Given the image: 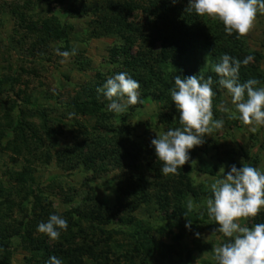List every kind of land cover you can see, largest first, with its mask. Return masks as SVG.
<instances>
[{
    "label": "rangeland",
    "instance_id": "1",
    "mask_svg": "<svg viewBox=\"0 0 264 264\" xmlns=\"http://www.w3.org/2000/svg\"><path fill=\"white\" fill-rule=\"evenodd\" d=\"M127 5L135 7L132 12ZM180 5L188 8L189 0H0V120L11 127L21 122L31 132L38 128L44 142L24 131L16 143L20 156L0 152V222L19 234L0 238L10 254L5 259L0 252V264H23L31 243L65 241L68 228L55 241L37 231L52 214L75 224L68 236L81 232L99 241L88 264L104 259L107 264H217L212 250L227 238L214 232L218 226L207 212L210 185L221 177V168L226 175L232 165L264 172V126L250 131L227 90L213 83L214 119H222L223 127L190 150L178 174L161 173L151 140L179 127V112L170 90L150 79L144 67L148 71L163 47L162 37L182 34L180 24L169 23L171 14L158 18L166 7ZM57 29L62 35L54 39ZM242 41L245 50L260 56L259 63L250 64L264 73V14L258 13ZM57 48H76L77 54L61 63ZM120 72L140 83L142 102L117 114L108 111L110 101L97 88ZM89 101L102 110L73 105ZM222 102L229 112L220 109ZM189 201L202 225L186 227L177 215V207ZM263 216L264 208L241 224L252 227ZM141 233L157 245L151 255L132 252ZM110 245L114 249L108 250Z\"/></svg>",
    "mask_w": 264,
    "mask_h": 264
},
{
    "label": "clouds",
    "instance_id": "2",
    "mask_svg": "<svg viewBox=\"0 0 264 264\" xmlns=\"http://www.w3.org/2000/svg\"><path fill=\"white\" fill-rule=\"evenodd\" d=\"M194 10L198 16L208 17L223 23L224 31L237 39L249 35L255 27L257 15L264 14V0H189L187 11ZM56 54L63 57L65 63L77 54L76 48L71 52L56 49ZM254 60L248 55L243 61L224 54L213 71L219 77L218 84L226 89L231 97V104L238 113L240 121L251 126L255 133L259 126H264V87H257L259 81L248 79L241 83L239 74L241 66H247ZM213 79L192 75L182 78L176 75L170 96L179 112V127L169 128L162 135L151 140V146L163 167L164 176L178 174L190 160L189 152L205 141V136L223 127L222 119H214ZM140 83L127 72H120L109 77L98 93L110 101L108 111L124 113L129 106L141 103ZM220 109H230L222 102ZM74 113H70V116ZM235 118V117H233ZM221 177L210 185L211 196L207 199V212L218 226L214 232L227 238L226 242L213 248L217 264H264V223L252 227L242 226L241 221L255 218L264 208V172L250 164L237 168L230 167L227 174L220 170ZM193 204L188 202L191 211ZM191 221L186 225L190 228ZM68 223L62 216L52 214L47 222H41L37 231L46 234L51 240H58L61 231L67 230ZM199 237V233L196 234ZM46 264H62L55 256Z\"/></svg>",
    "mask_w": 264,
    "mask_h": 264
},
{
    "label": "trees",
    "instance_id": "3",
    "mask_svg": "<svg viewBox=\"0 0 264 264\" xmlns=\"http://www.w3.org/2000/svg\"><path fill=\"white\" fill-rule=\"evenodd\" d=\"M120 7L117 6L112 8L118 9ZM125 8H128V10L132 12L135 7L130 8V5H127L125 6ZM187 9L188 8L184 7L183 5L166 7L165 12L158 17L161 20V18L166 14H171L169 23H176L177 25L180 24V29L183 30L180 36L174 35L171 31L170 39H166V36L165 38L162 37V39H165V41L162 42L161 45L163 47H161L158 55L149 66L148 71L147 68L144 67L147 76L155 82H158V84L162 88H164L165 90H171L172 87L175 86L174 78L176 75L181 76L182 78H187L192 75L203 76L205 80L208 77H211L213 79V82L215 84H218L219 77L217 78L215 76L213 66L219 62L220 58L224 54H228L229 56L240 61H243L246 56L252 55L254 56V63H259L260 56L257 53H251L248 50H245L243 48L242 38L237 39L236 33H233V35L231 36L227 35L224 31L222 22L210 19L208 17L198 16L194 10L187 11ZM43 28L48 30L49 26L45 25ZM57 30L58 31H53L54 33H52L54 35V39L59 38L62 35L59 31L60 29ZM120 37L124 36L122 35ZM151 41L155 42V40ZM206 60L209 61L208 66H204ZM153 65L157 66V72L152 71ZM145 66H147V63ZM145 76L142 79L143 81L146 80ZM239 78L241 83L247 81L248 79L254 78L259 81L257 87L261 86V84L264 83V73H262L256 66H253L250 63L247 66H241ZM15 81L16 80H12V83H15ZM73 105L82 106L83 108L90 111L102 110V107L95 104L94 101L84 102L80 105L78 103H73ZM45 120H47V118ZM47 122L48 120L43 121L44 124H46ZM3 124V119H1L0 152H9L10 154L14 153L17 156H20L18 147L16 146L17 140L22 136L24 131L31 132V129L28 126L25 127V125H22L21 122H19V125L16 127H13V125L11 127ZM36 129L37 131L32 130L34 132H31V134L38 142L42 143L43 141L40 139L41 137L37 134V132L40 131L38 128ZM43 130L45 132V128H43ZM10 132L12 136L8 138L7 136ZM45 134L47 135L48 133L45 132ZM48 136L49 135H47L46 138H49ZM19 140L22 142L21 139ZM4 142L7 143L6 146L4 145ZM10 145L11 147H9ZM144 194L147 193L144 192ZM176 211L179 218H183L184 220H186L187 224L189 223V221H191V225L203 224L202 219L198 218L196 213H194L192 210L189 211L188 206L177 207ZM3 218L4 217H1L0 221H2ZM261 222L264 223V216L261 219ZM74 225L75 224H73V227H75ZM19 226L20 223H18V227ZM73 227L72 225H69L67 228L70 230L66 231V234L69 235L71 233L70 231L73 230ZM96 229L100 234L104 233L103 228L101 229L100 227H97ZM15 230L16 228L7 225H1L0 222V238L7 233L8 236H6L9 238L13 237L14 234L15 236H19V234L17 233V231L15 232ZM68 235L66 236L67 238H65V241L60 243L57 242L53 245L43 244V246L41 247H38V245H36L37 247H34L31 243L30 248L27 251V255L24 256L23 264H46V262L49 261L53 256L61 260L62 264H88L90 258L94 259V250L98 246H100L97 239V241L93 238L87 240L81 232L77 233L76 236L74 235V237ZM108 237L109 236H107V238L105 239L108 240ZM77 238H81L79 240L80 242H76ZM136 241L139 243L137 244V246H135V249H132V252H142L144 256H147V254L151 255L153 251L157 250V245H154L151 240H148L145 233L138 234V238ZM106 246L107 245H103L102 247ZM7 248L8 246L3 247L0 243V252L2 254L5 253V259H9L8 257L10 255L9 252H7ZM110 249L114 248H112V246L110 245L108 250ZM124 256H126V254ZM120 257L123 256L119 255L116 258ZM104 260V263L107 264L108 259Z\"/></svg>",
    "mask_w": 264,
    "mask_h": 264
}]
</instances>
